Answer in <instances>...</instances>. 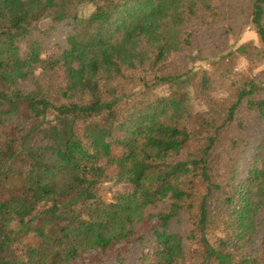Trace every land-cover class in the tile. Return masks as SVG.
<instances>
[{
  "label": "trees",
  "instance_id": "obj_1",
  "mask_svg": "<svg viewBox=\"0 0 264 264\" xmlns=\"http://www.w3.org/2000/svg\"><path fill=\"white\" fill-rule=\"evenodd\" d=\"M261 124L264 0H0V264H264Z\"/></svg>",
  "mask_w": 264,
  "mask_h": 264
},
{
  "label": "rangeland",
  "instance_id": "obj_2",
  "mask_svg": "<svg viewBox=\"0 0 264 264\" xmlns=\"http://www.w3.org/2000/svg\"><path fill=\"white\" fill-rule=\"evenodd\" d=\"M248 36H249V31H247L245 33V38H248ZM237 62H238L237 64H238V68L239 69L247 70V72L249 71L247 69V65H246V62H245L244 59L239 58ZM259 69H261V68H259ZM151 78L156 82V86L158 88H161L164 85V80L162 79V76L160 74H153L151 76ZM215 95L216 96H222V95H224V92H223L222 89L216 87L215 88ZM248 138H249V140L251 142L250 152L251 153L254 152V151L256 152L257 147H259V145L257 143V140L258 139H263L264 140V124L252 127L250 129V131H249ZM84 208H85V206L82 205L81 209H84ZM258 241H259V238L257 237L256 241H255V244H258Z\"/></svg>",
  "mask_w": 264,
  "mask_h": 264
}]
</instances>
